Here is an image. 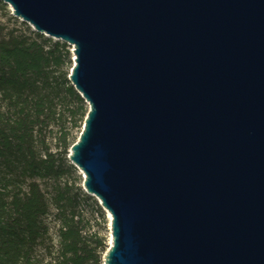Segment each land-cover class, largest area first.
<instances>
[{"label": "water", "instance_id": "water-1", "mask_svg": "<svg viewBox=\"0 0 264 264\" xmlns=\"http://www.w3.org/2000/svg\"><path fill=\"white\" fill-rule=\"evenodd\" d=\"M0 5L69 49L100 264H264V0Z\"/></svg>", "mask_w": 264, "mask_h": 264}, {"label": "trees", "instance_id": "trees-1", "mask_svg": "<svg viewBox=\"0 0 264 264\" xmlns=\"http://www.w3.org/2000/svg\"><path fill=\"white\" fill-rule=\"evenodd\" d=\"M67 48L0 26V264H100L102 224L65 151L86 112Z\"/></svg>", "mask_w": 264, "mask_h": 264}, {"label": "rangeland", "instance_id": "rangeland-1", "mask_svg": "<svg viewBox=\"0 0 264 264\" xmlns=\"http://www.w3.org/2000/svg\"><path fill=\"white\" fill-rule=\"evenodd\" d=\"M19 25H21V24H19L16 20L12 19L9 16L8 10L4 6L0 5V26L2 28H6V29H9V28L18 29ZM23 26H25V25H23ZM28 31H29V29H28ZM66 52H68L69 60H70V54H69L68 48H67ZM69 65H70V62H69ZM67 72H66V75H67ZM69 135L71 138H75L76 132H74L72 130L71 132H69ZM65 154H66V151H65ZM75 176H77V179L79 180L78 175H76V171H75ZM79 182H80V180H79ZM79 186H80V184H79ZM99 212H100V210H99ZM101 214H102V224L100 225L99 221L96 219V217L93 216L94 221L91 225H92V229L96 231L97 235H99L103 239V242L105 243V247H106V243H107L106 242V239H107L106 219H105V215L103 213H101Z\"/></svg>", "mask_w": 264, "mask_h": 264}]
</instances>
